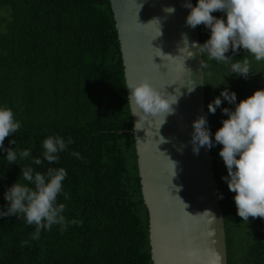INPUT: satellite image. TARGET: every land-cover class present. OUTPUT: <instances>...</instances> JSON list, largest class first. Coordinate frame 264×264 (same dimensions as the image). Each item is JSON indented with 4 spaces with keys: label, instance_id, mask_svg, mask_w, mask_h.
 I'll return each mask as SVG.
<instances>
[{
    "label": "trees",
    "instance_id": "obj_1",
    "mask_svg": "<svg viewBox=\"0 0 264 264\" xmlns=\"http://www.w3.org/2000/svg\"><path fill=\"white\" fill-rule=\"evenodd\" d=\"M212 15L226 21L224 12ZM198 32L200 44L210 38L205 25H198ZM225 55L234 57L232 62L248 57L253 72L247 78L230 74V63L202 55L204 111L214 145L209 151L227 259L228 264H264V218L243 221L237 214L235 193L222 179L228 175L219 155L223 146L215 142L227 118L222 109L234 110L264 88V61H255L242 47ZM125 86L110 0H0V106L11 108L21 123L5 138L4 148L31 152L29 159H18L21 166L40 172L64 167L63 192L70 199L60 194L57 202L66 204L63 215L69 221L82 222L68 224L63 232L54 225L35 240L34 225L15 215L0 216V264H152ZM225 88L235 92V103L221 97L215 114L210 113L209 102ZM49 135L73 143L58 153L57 163L35 165L32 158L44 159L43 140ZM6 155L0 150V211L8 205L6 189L21 173L18 163H6Z\"/></svg>",
    "mask_w": 264,
    "mask_h": 264
},
{
    "label": "water",
    "instance_id": "obj_2",
    "mask_svg": "<svg viewBox=\"0 0 264 264\" xmlns=\"http://www.w3.org/2000/svg\"><path fill=\"white\" fill-rule=\"evenodd\" d=\"M185 2L110 0L125 83L148 76L156 88L178 97L161 127L162 116L138 122L129 104L152 264H227L210 151L200 147L195 154L191 142L192 122L205 116L204 71L202 54L192 46L200 44L198 26H187ZM167 6L175 13H166Z\"/></svg>",
    "mask_w": 264,
    "mask_h": 264
},
{
    "label": "clouds",
    "instance_id": "obj_3",
    "mask_svg": "<svg viewBox=\"0 0 264 264\" xmlns=\"http://www.w3.org/2000/svg\"><path fill=\"white\" fill-rule=\"evenodd\" d=\"M183 6L190 9L186 17L187 26L195 28L203 24L210 29L208 40L203 44H192L193 47H198L202 55L207 53L209 60L230 63V74L245 78L253 73L251 61L248 57H243L232 62L234 57L225 55L230 48L236 52L242 47L255 61H264V0H198L195 6L190 0H186ZM163 10L168 14L175 13L174 6H167ZM216 11L226 13V21L213 16L212 13ZM161 34L160 31L158 36ZM184 41H187L186 35ZM202 66L207 67L206 64ZM125 87L129 90L127 104L131 105L132 114L139 117L138 122L162 116L161 127L166 117L174 114L173 105L177 103V95L156 88L150 77L144 76L138 81L129 80ZM193 90L194 88L189 89L190 92ZM221 97L229 103L236 101L235 92H229L225 88L220 96L209 102L210 113L215 114L222 103ZM222 111L227 118L215 132V142L223 146L219 155L228 173L222 179L227 182L229 190L235 193L237 214L243 221H248L249 217L264 218V88L256 89L250 96L240 100L235 104L234 110L223 108ZM138 122L136 129H140L137 127ZM207 124V118L203 115L192 122L191 142L195 154L199 153L200 147L210 149L214 146ZM20 128L21 123L14 118L12 109L7 105L0 106V150L7 152L5 160L9 165L18 163V159H29L32 155L28 149L4 148L5 138L17 133ZM160 138L164 142V138ZM10 143L16 144V141L12 140ZM71 143V138L65 141L60 135H49L43 140L44 159L35 157L32 158V163L42 165L45 160L49 164L57 163L58 153L67 151ZM71 154L77 159L81 158L78 152L73 151ZM19 165L21 173L4 193L8 205L4 211H0V216L15 215L22 217L27 225H34L35 231L31 234V239L35 240L40 238L41 230H51L54 225H58L63 232L68 224L82 223L78 220L69 221L63 215L66 204L57 202L60 194L64 195L65 200L70 199V194L63 192L62 182L67 176L64 167H48L45 172H40L31 166ZM175 174L174 171L173 176ZM184 205L186 209L187 205ZM22 243L26 244L28 241Z\"/></svg>",
    "mask_w": 264,
    "mask_h": 264
},
{
    "label": "flooded vegetation",
    "instance_id": "obj_4",
    "mask_svg": "<svg viewBox=\"0 0 264 264\" xmlns=\"http://www.w3.org/2000/svg\"><path fill=\"white\" fill-rule=\"evenodd\" d=\"M194 1V0H193ZM195 5V4H194ZM223 223H224V221H223ZM224 229H225V231H226V228H225V224H224ZM225 242H226V235H225ZM226 252H227V245H226ZM227 264H228V259H227Z\"/></svg>",
    "mask_w": 264,
    "mask_h": 264
}]
</instances>
